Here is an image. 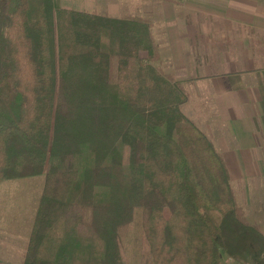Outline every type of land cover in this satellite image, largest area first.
Returning a JSON list of instances; mask_svg holds the SVG:
<instances>
[{"label":"trees","instance_id":"obj_1","mask_svg":"<svg viewBox=\"0 0 264 264\" xmlns=\"http://www.w3.org/2000/svg\"><path fill=\"white\" fill-rule=\"evenodd\" d=\"M160 61L147 19L0 0V182L44 178L20 264H264Z\"/></svg>","mask_w":264,"mask_h":264},{"label":"crops","instance_id":"obj_2","mask_svg":"<svg viewBox=\"0 0 264 264\" xmlns=\"http://www.w3.org/2000/svg\"><path fill=\"white\" fill-rule=\"evenodd\" d=\"M52 2L56 9L149 20L160 60L189 93L181 111L221 154L231 186L262 178L264 0Z\"/></svg>","mask_w":264,"mask_h":264},{"label":"rangeland","instance_id":"obj_3","mask_svg":"<svg viewBox=\"0 0 264 264\" xmlns=\"http://www.w3.org/2000/svg\"><path fill=\"white\" fill-rule=\"evenodd\" d=\"M144 57L145 54L141 53ZM169 73L167 63L160 61ZM256 183H236L233 189L236 199L245 208L247 219L257 222L264 235V174L257 176ZM43 176L0 182V263L18 264L24 245L29 238L35 210L42 190ZM246 184V185H245ZM232 185V184H231ZM220 264H243L228 256Z\"/></svg>","mask_w":264,"mask_h":264}]
</instances>
